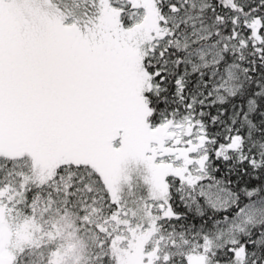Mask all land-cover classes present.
<instances>
[{
  "label": "snow or ice",
  "instance_id": "obj_1",
  "mask_svg": "<svg viewBox=\"0 0 264 264\" xmlns=\"http://www.w3.org/2000/svg\"><path fill=\"white\" fill-rule=\"evenodd\" d=\"M0 264H264V0H0Z\"/></svg>",
  "mask_w": 264,
  "mask_h": 264
}]
</instances>
